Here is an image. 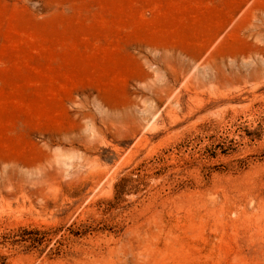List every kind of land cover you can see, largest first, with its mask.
I'll list each match as a JSON object with an SVG mask.
<instances>
[{
	"label": "rangeland",
	"instance_id": "obj_1",
	"mask_svg": "<svg viewBox=\"0 0 264 264\" xmlns=\"http://www.w3.org/2000/svg\"><path fill=\"white\" fill-rule=\"evenodd\" d=\"M0 264H264V0H0Z\"/></svg>",
	"mask_w": 264,
	"mask_h": 264
}]
</instances>
